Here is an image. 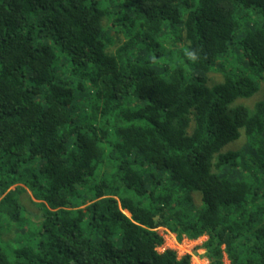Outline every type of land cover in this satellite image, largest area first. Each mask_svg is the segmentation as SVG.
Here are the masks:
<instances>
[{"label":"trees","instance_id":"trees-1","mask_svg":"<svg viewBox=\"0 0 264 264\" xmlns=\"http://www.w3.org/2000/svg\"><path fill=\"white\" fill-rule=\"evenodd\" d=\"M116 1L0 0V264H264V0Z\"/></svg>","mask_w":264,"mask_h":264},{"label":"rangeland","instance_id":"rangeland-1","mask_svg":"<svg viewBox=\"0 0 264 264\" xmlns=\"http://www.w3.org/2000/svg\"><path fill=\"white\" fill-rule=\"evenodd\" d=\"M122 1L123 0L116 1V3L120 4ZM104 23L105 25H108V24L111 25L112 22L106 19ZM110 34L115 38L117 42L116 45L113 46L110 51H114L120 42H124L127 39L126 35L124 33H121L116 28L114 30H111ZM180 47H182V45H180ZM233 49L234 50L230 55V60L232 61V64L235 66L237 65L243 70V72L250 75L251 78L258 84L260 88L259 92L256 93V95H254L252 98L243 99V100L238 101V103L244 104L247 107L253 109L258 102L264 101V82L258 76H256L255 74L251 72V70L249 69V67L247 66L245 62V59L243 58V55H241L239 51L238 52L235 51L236 50L235 48ZM57 53H58V56H63V54H61L58 49H57ZM61 68H64V67L61 66ZM221 80H223V76L221 74L212 73L210 74L209 84L212 85V84L220 82ZM245 143H246V138L242 137L238 141L228 145L224 149V152H227L229 150L242 149ZM0 173H2L1 170H0ZM12 189H14V187ZM195 198H196L197 204H200V196L198 194H195ZM25 211L26 210L24 209V212ZM38 226H39L38 224H29V227L32 228V230L35 233L39 231V229H37L39 228ZM157 231L160 233V235L164 239V243L158 247L159 252H164L167 249H172L178 253L179 257H183L184 255H187V254L191 255L193 264H210V261L207 258L206 250L204 248V243L208 239L207 236H203L196 240H190L186 237L179 238L177 234L170 232L166 228H159ZM90 237L93 239L97 238V236H95L94 234H91ZM0 243L9 251H13L17 248L27 245L26 239H24L23 236H19L18 240H15V243H14L13 241L6 242L0 235ZM224 263L230 264V261L228 260L226 256L224 259Z\"/></svg>","mask_w":264,"mask_h":264}]
</instances>
